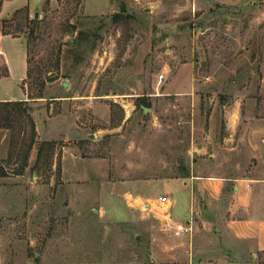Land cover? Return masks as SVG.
<instances>
[{"label":"rangeland","instance_id":"1","mask_svg":"<svg viewBox=\"0 0 264 264\" xmlns=\"http://www.w3.org/2000/svg\"><path fill=\"white\" fill-rule=\"evenodd\" d=\"M0 51V264H264V0H0Z\"/></svg>","mask_w":264,"mask_h":264},{"label":"crops","instance_id":"2","mask_svg":"<svg viewBox=\"0 0 264 264\" xmlns=\"http://www.w3.org/2000/svg\"><path fill=\"white\" fill-rule=\"evenodd\" d=\"M236 179V178H235ZM240 179H236V180H241ZM249 179V178H248ZM249 180H255L252 181V185L254 186L256 183H259L260 181H258V179H249ZM264 182V181H263ZM197 185V181H192L190 184V190H192V187ZM248 187L250 184H246ZM179 186V185H178ZM179 188L181 189L180 192H185L184 190H187V186L184 184H181V186H179ZM244 188V185H242L241 183H235L233 185V190L237 191H242ZM250 188H248V196L250 197L251 201L253 202V196H254V191L250 190ZM256 199L259 198L258 196L255 197ZM258 202V199L255 201L254 199V203ZM253 205V204H252ZM255 213V211H254ZM189 225V222L187 221V224ZM253 229H258V231L262 234H264V217H258L257 215H254L253 213L250 214L249 216L246 217H242L241 219H237V220H229L226 223V230L229 234L230 237H235V238H244V239H248V240H252V239H256L255 238V232L253 231ZM258 233V232H257ZM260 235V236H261ZM263 240V238H261ZM251 243H254L255 245H263L264 241H259L258 239L253 240Z\"/></svg>","mask_w":264,"mask_h":264},{"label":"trees","instance_id":"3","mask_svg":"<svg viewBox=\"0 0 264 264\" xmlns=\"http://www.w3.org/2000/svg\"><path fill=\"white\" fill-rule=\"evenodd\" d=\"M129 16V15H128ZM118 14L113 18V21H118ZM84 34V31H79V37H77V39L75 41H78V39H80V36ZM33 36L29 35V39L31 40L30 42H32ZM30 62V60H28ZM27 77H31L32 76V70L30 69V67L28 66L27 68ZM44 84V82H42V85ZM41 85V86H42ZM41 89V88H40ZM34 97H41V95H37V96H30V98H34ZM27 101H22V100H15V101H0V114H1V110H5L6 114L1 117V119H3V121L5 122V127L9 126L11 118L13 116L14 113H23L26 118L27 121L29 122V124H31V132H34V128H33V124H32V120L29 118V115L26 113L27 111ZM145 106H148L147 104H145ZM31 144L29 143V146ZM19 171H21V169H19ZM17 171V172H19Z\"/></svg>","mask_w":264,"mask_h":264},{"label":"built area","instance_id":"4","mask_svg":"<svg viewBox=\"0 0 264 264\" xmlns=\"http://www.w3.org/2000/svg\"><path fill=\"white\" fill-rule=\"evenodd\" d=\"M1 52V51H0ZM162 76V75H161ZM169 201V198L167 196H160L159 197V202L161 203H165V202H168ZM174 230L177 232V233H184V232H187V231H190L191 230V227L190 225L186 226L185 224H182V223H178L174 226Z\"/></svg>","mask_w":264,"mask_h":264},{"label":"water","instance_id":"5","mask_svg":"<svg viewBox=\"0 0 264 264\" xmlns=\"http://www.w3.org/2000/svg\"><path fill=\"white\" fill-rule=\"evenodd\" d=\"M61 85H62V87L65 88V87H67V82L66 81H62ZM141 108H142L143 112H146L148 110V108L144 107V106H141Z\"/></svg>","mask_w":264,"mask_h":264}]
</instances>
